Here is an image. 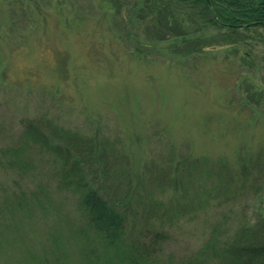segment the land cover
<instances>
[{
  "label": "rangeland",
  "instance_id": "374dc122",
  "mask_svg": "<svg viewBox=\"0 0 264 264\" xmlns=\"http://www.w3.org/2000/svg\"><path fill=\"white\" fill-rule=\"evenodd\" d=\"M133 1L119 2L128 22ZM95 3L0 0V151L20 135L23 119L38 118L99 143L120 141L134 172L161 157L175 163L182 156H207L236 165L264 146V39L209 44L215 29H190L186 20L185 44L170 37L148 40L131 24L129 38L116 24L118 6ZM19 180L0 169L1 200L18 191L17 182L25 190L39 182ZM171 196L164 193V203ZM54 201L57 212L35 211L33 220L18 222L19 230L11 219L1 225L6 250L0 251V264H91L81 252L90 242L98 258L93 262L121 255L92 231L89 243L81 236L84 221L75 198L55 194ZM195 215L155 226L163 231L161 239L151 236L146 248L140 245L147 264H190L219 222L232 232L241 216L264 217V195L231 208L214 203Z\"/></svg>",
  "mask_w": 264,
  "mask_h": 264
},
{
  "label": "trees",
  "instance_id": "16d2710c",
  "mask_svg": "<svg viewBox=\"0 0 264 264\" xmlns=\"http://www.w3.org/2000/svg\"><path fill=\"white\" fill-rule=\"evenodd\" d=\"M121 1L109 0L118 6L114 18L119 31L129 38L131 28L142 31L151 41L170 37L185 44L189 33L181 22L186 20L187 28L216 30L209 44L237 46L264 39V0H134L133 5L128 2L133 8L129 22L124 16L126 10L120 11ZM95 5H101V0ZM194 44L199 45L200 40ZM21 126L16 140L0 151V169L13 171L19 181L32 177L39 182L34 190H25L17 182L18 191L0 199V234L1 225L8 219L19 230L18 222L24 217L33 220L35 211L45 215L53 212L58 204L55 194L71 196L84 221L79 228L81 236L88 242V231H92L103 245L118 246L116 250L121 253L114 259L100 256L102 263L93 262L98 258L93 257L89 241L81 252L91 264H147L144 242L151 236L154 242L161 239L157 237L163 231L155 227L157 224L166 226L189 216L195 219L196 213L214 203L218 208L228 203L231 208L264 195V146L254 156L238 159L236 165L207 156H182L175 163L161 157L146 161L139 172H134L117 145L120 141L99 143L48 118L23 119ZM167 192L172 196L164 203ZM246 219L241 216L232 232L222 226L225 221L216 224L190 264H264V217ZM125 235L129 245L122 240ZM1 242L0 235V251L4 252Z\"/></svg>",
  "mask_w": 264,
  "mask_h": 264
}]
</instances>
